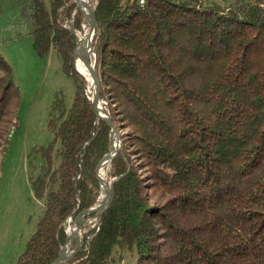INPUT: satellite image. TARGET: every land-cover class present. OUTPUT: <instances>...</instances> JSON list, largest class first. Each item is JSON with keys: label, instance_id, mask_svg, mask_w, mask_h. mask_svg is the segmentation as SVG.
Returning a JSON list of instances; mask_svg holds the SVG:
<instances>
[{"label": "trees", "instance_id": "obj_1", "mask_svg": "<svg viewBox=\"0 0 264 264\" xmlns=\"http://www.w3.org/2000/svg\"><path fill=\"white\" fill-rule=\"evenodd\" d=\"M30 3L35 49L57 50L76 92L71 105L55 96L51 138L28 155L43 211L10 264L57 257L66 220L97 201L96 166L111 147V126L101 120L98 130L73 64L75 36L64 23L75 1ZM91 5L100 94L123 141L107 177L124 175L69 264H264V0ZM18 97L0 52V151Z\"/></svg>", "mask_w": 264, "mask_h": 264}, {"label": "rangeland", "instance_id": "obj_2", "mask_svg": "<svg viewBox=\"0 0 264 264\" xmlns=\"http://www.w3.org/2000/svg\"><path fill=\"white\" fill-rule=\"evenodd\" d=\"M43 1L48 4V0ZM86 1L91 5V0ZM30 2L0 0V52L11 64L19 93L16 118L12 121L9 139L0 151V264H10L17 258L43 211L44 202L35 196L29 180L35 168L30 164L28 155L35 145L45 144L51 138L48 116L55 96L64 97L67 105H71L76 92V83L65 72L63 59L57 50L51 48L47 54L41 55L35 49ZM80 15L82 29H78V33L83 34L88 23ZM64 25L69 27L70 22ZM91 59L95 60L93 53ZM73 64L76 69L75 59ZM81 75L86 80L85 92L90 97L89 81ZM102 106L110 114L104 99ZM109 165L103 169V175L108 180L111 179L107 177ZM106 196L107 191L101 186L96 202ZM91 214L81 226L83 231L96 225V216L91 217ZM71 217L66 220L67 228ZM88 233H84V243ZM133 263L134 259L128 257L125 264Z\"/></svg>", "mask_w": 264, "mask_h": 264}, {"label": "water", "instance_id": "obj_3", "mask_svg": "<svg viewBox=\"0 0 264 264\" xmlns=\"http://www.w3.org/2000/svg\"><path fill=\"white\" fill-rule=\"evenodd\" d=\"M75 1V9L73 11L72 17L70 19V25L69 29L74 34V42H75V49L73 52V59L75 55H79L81 61L85 65V67L88 69L90 76L92 78V84L94 87V92L91 94L90 99L92 100L94 113L96 116V122L98 125V130L100 128L101 120H105L112 129L111 133V147L110 150L100 159L96 166V175L98 177V180L102 187H104L107 191V196L100 201L94 203L92 206H90L87 209L80 210L76 215L71 217V224H75L76 230L79 233L81 226L84 224V221L86 220V217L90 215L91 213L95 212L96 216V225L100 224V220L102 217L103 212L111 205L114 195H115V187L114 184L117 180H119L124 174L116 175L112 177L110 180H108L103 175V169L108 166L113 159L114 156L118 153V151L123 149V141L118 133V130L113 123L110 114L106 113L104 111V107L102 106L103 99L101 97V80L99 73L95 67V60L91 59V54L95 55L94 50V35L97 28V20L94 12V8L92 5H90L86 0H74ZM84 5V6H82ZM88 9V10H87ZM78 13H81L83 17L86 19L88 26H87V32L85 34V46H81L80 40H77L78 35V29L75 27V20ZM77 70V69H76ZM78 71V70H77ZM80 175V172L78 173V176ZM75 182V186H76ZM80 200V197H78ZM70 224V225H71ZM69 225V227H70ZM69 227L67 228V237L65 240L64 245L62 246L59 254L56 258L50 263L55 264L59 260H63L61 264H69L70 260L76 255L78 251H80L83 248L84 245V233L87 231H90L93 227H90L89 230L83 231V240L80 241V233L79 238H77L74 242V244L67 249V243L69 240ZM91 235L88 236V241H90Z\"/></svg>", "mask_w": 264, "mask_h": 264}, {"label": "bare ground", "instance_id": "obj_4", "mask_svg": "<svg viewBox=\"0 0 264 264\" xmlns=\"http://www.w3.org/2000/svg\"><path fill=\"white\" fill-rule=\"evenodd\" d=\"M82 6H84V5H82ZM85 28H86V32H87V26H85ZM86 32L83 33V34L82 33H78V35H77L78 39L80 40V44H81L82 47L86 45V42L84 40ZM74 59H75V67H76V69L87 78V80L89 81V84H90V93L93 94L94 87H93L92 78L90 76V73H89L88 69L85 67V65L81 61L79 55H75ZM79 233H80V241H82L83 240V230L80 229ZM79 233L76 230L75 224H71L70 227H69V240H68V243H67V249H69L74 244L75 240L77 238H79ZM62 262H63V260H59L55 264H61Z\"/></svg>", "mask_w": 264, "mask_h": 264}, {"label": "built area", "instance_id": "obj_5", "mask_svg": "<svg viewBox=\"0 0 264 264\" xmlns=\"http://www.w3.org/2000/svg\"><path fill=\"white\" fill-rule=\"evenodd\" d=\"M139 1H140V3H141V4H143V3H144V0H139Z\"/></svg>", "mask_w": 264, "mask_h": 264}]
</instances>
